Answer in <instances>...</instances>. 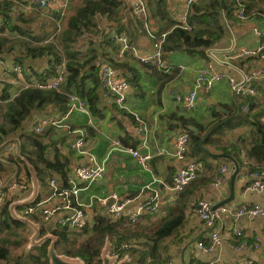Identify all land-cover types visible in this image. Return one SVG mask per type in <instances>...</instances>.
Here are the masks:
<instances>
[{
	"label": "crops",
	"instance_id": "0c3cea01",
	"mask_svg": "<svg viewBox=\"0 0 264 264\" xmlns=\"http://www.w3.org/2000/svg\"><path fill=\"white\" fill-rule=\"evenodd\" d=\"M7 1H11L8 7H6ZM66 1H68V7L65 14L62 15L60 8H45L32 0H0L2 4H0V24L4 27L0 36L15 41L23 39L34 45L54 42L59 50L63 51L59 42L60 34L68 27L70 18L76 15L78 9L84 4V0ZM236 1L245 6L248 5L251 13L257 12V15L241 20L237 14H234L227 19L226 32L219 41V45L214 48L223 63L214 62V64L217 69L228 72L237 80H241L244 74H251L264 66V60L258 56L243 57L237 55L242 48L253 49L260 44L261 40L255 34L254 28L264 32V0ZM146 2L148 13L142 16L132 13L130 0H122L119 14H113V16L96 15L94 17L95 27H91V31L83 32L82 37L77 40L76 47L83 51L88 47L89 40L98 34H102L103 31L113 35L118 30H122L140 54L152 53L154 51V39L149 36L147 29L145 30L146 24L158 33L164 30H172L175 24L170 23L169 19L176 23L177 17L184 10L185 0H167L168 7L164 19L168 21L162 20L160 16L152 17L154 9L150 7L148 0ZM145 18L149 20L145 22L144 27L141 21L144 22ZM12 26L16 28L13 29ZM23 30L28 33H23ZM31 35H34L37 41ZM85 36H88L87 40L84 39ZM9 45L10 43L7 46ZM207 52L206 54L188 53L182 49L171 52L163 51V58L165 55L164 61L166 63L176 65V67L182 66V68H176L179 69L178 72L171 71L163 74H159L150 66L140 63L135 54L130 52L122 60V63L135 69L136 75L135 83L128 81L130 89L127 95V105L137 114L138 118L132 113L120 109L115 98L104 97L100 87L97 89L99 92L98 102L92 108L89 107L90 114L75 112L67 120L68 125L86 130L88 148L106 165L103 178L90 185L84 182L81 184L83 190L80 193V202L86 206L84 225L87 223L92 225L97 215L111 216L108 209L109 205H104L98 200L101 197H109L115 194L133 199V202L125 208L124 214L120 217L123 221H129V213L139 203L147 200L155 191H158L162 198V204L157 212H146L135 224L128 222L125 225L124 228L131 234H135L133 238L129 239L128 243L131 244L129 249L122 251L121 254L117 253L113 243L107 241L108 253L110 255L117 254V263L145 264L147 261H151L152 264H160L173 260L176 264H192L193 262L264 264V217L237 215L236 213L237 208L246 203H259L264 206V190L261 192L246 190L247 185L254 180L251 172L264 173V157L261 162L254 161L263 169H250L251 161L245 157L243 150L238 154L241 162L228 154L238 162L240 170L235 180L234 199L223 205L229 207L231 212L224 214L214 226V230L221 235V242L211 251H205L198 246L200 241L210 245L209 234L211 229L194 213V205L199 199H205L211 202L214 207L231 197V177L234 164L231 158L213 157L207 153L206 150L212 153L225 152L218 151L214 146H204L205 139L218 125L225 121L230 119L243 121L239 115H250L248 117L252 123L254 120L264 123V84L255 77L250 80V85L255 90L253 95L238 94L230 88L226 80H223L209 92L200 91L197 107L194 111H187L182 103L177 100L176 95L186 94L192 90L198 70L214 61L209 51ZM226 54L231 55L227 61L224 60ZM50 58H52L51 54L31 58L27 56L25 48L19 45H15L11 52L0 53V60H3L8 67L18 61L24 63L28 68L32 69L33 67L39 71L48 66ZM65 61L66 58L64 57L62 63ZM173 74L175 75L171 79L166 76ZM91 86L92 83L90 82L88 87ZM23 88L22 82L17 80L15 74L8 73L7 79L0 81V104L6 103L2 100V96L9 93L14 97ZM248 98H250L249 101ZM201 107L202 111H200ZM52 113L63 112L60 108L49 105L44 112L33 113L27 122V130L34 131L36 120L42 115ZM182 118H193L204 128L202 135L205 137L201 144L209 157L198 162H201L199 177L204 182L202 184L192 182L183 191L175 192L171 190L170 185L176 171L181 166L196 161V158L192 152H189L184 159L179 160L170 155L159 154V150L173 149V142L177 134L183 131ZM141 121L148 128L146 136L143 138L139 132ZM193 126L198 128L197 132L200 131L197 125ZM252 128L250 123L241 124L234 129L226 128L219 134H215L214 138L222 142L235 143L242 135L249 137ZM54 130L55 133L51 137L57 142V145L51 148L48 157L52 161H55L57 155L61 158H68L69 168L66 177L60 173L52 172L44 178H39L36 172H29L27 162H18L17 165L7 162L3 169H0L1 189L6 194L4 206L9 204L11 215L19 222L16 223L13 219H8L2 215L1 211L0 248L4 249V253L0 256V264H17L16 260L20 256L26 257L30 253L40 254L41 244L46 240L44 238L52 234L47 232L41 236L42 229L62 225L59 220L70 215L69 210L63 211L48 221L42 218L41 212L23 215V210L27 204L34 201L43 202L51 196L52 179H56L60 185H69V177L74 173L75 166L83 161V157L73 149L74 136L67 134L66 127L54 128ZM112 138H118L125 144L138 148L143 153L150 151L153 154L150 168H143L138 160L128 153L111 150L110 140ZM144 138H146L145 141ZM19 148L18 139L12 138V143L4 146L1 152L4 156L15 155L18 154ZM223 166L230 168L231 172L224 184L215 186L213 182ZM10 167H12V171H10ZM15 178L27 182L28 188H11L8 183ZM56 202L58 203L59 200L53 198L44 202L43 206H49ZM179 219L181 223L171 235L167 237L156 235L167 222ZM238 227H243V235L240 238L233 235V230ZM13 236L16 237V241H12ZM83 238L80 237L79 240ZM241 240L247 241L252 247L241 250L234 248L233 244ZM256 243L259 244L258 248L254 246ZM26 246L30 247V250H27Z\"/></svg>",
	"mask_w": 264,
	"mask_h": 264
},
{
	"label": "trees",
	"instance_id": "16d2710c",
	"mask_svg": "<svg viewBox=\"0 0 264 264\" xmlns=\"http://www.w3.org/2000/svg\"><path fill=\"white\" fill-rule=\"evenodd\" d=\"M148 1L150 7L154 9L152 17L155 18V16H160L162 20H166L164 18L167 13V0ZM199 1L200 2L192 6L189 13V20L193 25L192 30L188 31L178 27L176 26L178 23L177 21L175 23L172 19H169V22L175 24V26L170 31L164 30L168 32L165 41L162 43V50L164 52L182 49L188 53L199 52L206 54L208 53L207 51L219 45V41L226 32L227 19L234 14L236 15L237 10L244 7L247 14L250 15V18L257 15V12L255 14L251 13L248 5L245 6L242 3H238L236 0ZM6 3V7H8L11 1H7ZM121 5L122 0H84V4L78 9L76 15L70 18L68 27L60 34L59 42L63 47V51H60L54 42L34 45L23 39L15 41L8 37L0 36V53L11 52L13 48H15V45H19L25 48L27 56L31 58L52 55V58L48 61V66L40 71L33 67L32 69L28 68L22 62L15 61L14 64H20L22 66L26 78L30 81L34 79L45 80L53 78L56 76L57 69L63 62L64 57L66 58L65 81L61 84L59 90L29 87L21 89L14 97L9 93L2 96V100L6 101V103L0 104V169H3L4 164L7 162L16 165L18 162H27L29 172H36L39 178H44L48 173L52 172L60 173L63 177H66L69 168L68 158H61L57 155L55 161H52L48 157L51 148L57 145V142L51 137L53 133H55L54 128H49L43 133H36L33 130H27V122L32 117L33 113L44 112L49 105L60 108L63 113L66 112L69 108L68 104L71 94H77L86 99L88 106L90 102L89 107L92 108L99 99V92L97 90L101 87L99 71L101 65L104 63L111 64L115 68L121 70L122 72L120 73H122L128 81L135 83V69L122 63L123 59L118 60L115 58V54L120 48L116 34H125L122 30H118L117 33L113 35L103 31L102 34H98V36L91 39L89 38V45L83 51L76 47L77 40L82 37L83 32L91 31V29L95 27L94 17L96 15L113 16V14H119ZM147 20L145 18L144 22L143 20L141 21L144 27ZM12 28L15 29L16 27L12 26ZM2 29H4V27L0 25V32ZM22 32L28 33L26 30ZM31 36L36 40L34 35ZM85 38L87 40L88 36H85L84 39ZM8 43H10L9 46H7ZM130 44L132 47L136 48L131 41ZM136 58L140 63L150 66L159 74L168 73L162 71L157 64L143 62L137 56ZM170 65L172 72H178L179 69L176 68H181L180 65L179 67L172 64ZM174 75L175 74L166 76L168 79H171ZM90 82L92 86L88 87ZM6 86L10 87L9 85ZM249 100L250 98H248V101ZM248 116L239 115V117L243 119L241 122L230 119L221 123L205 139L203 145L214 146L218 151L230 154L236 157L240 162L241 160L238 154L243 150L245 157L251 161L250 169L261 170L263 167L258 166L254 161L261 162L264 157V123L259 120H254V123H252ZM181 123L183 130H186L190 135L188 153L192 152L193 156L196 158V162L206 160L209 156L204 151L201 144L202 139L205 137V135H202L204 128L193 118H182ZM245 123H250L253 126L249 137L242 135L235 143L222 142L214 138L215 134H219L226 128L234 129ZM189 125H197L200 131L194 132L188 129ZM65 126L67 134L73 137L70 129H76L77 127L68 125L67 122L64 123L63 127ZM12 138L18 139L20 145L19 152L15 155L11 154L4 156L1 150L4 146L12 143ZM199 179L200 177L193 182L202 184L204 182L203 179ZM35 202L37 201L32 203ZM9 207V204L4 206L2 215L19 223L18 220L16 221L14 216L11 215ZM121 219L122 218L114 219L108 215H97L92 225L87 223L80 228H71L68 225L63 226L59 224L54 228L42 229L41 236L45 235L47 232L55 235L57 239L56 248L59 254L72 258H79L86 264H100L102 262V251L107 241H111L115 251L121 254L122 251L126 250L122 247L123 244L125 242L128 243L129 239L135 236V234H131V232L124 228L128 222L130 223V220L123 221ZM1 221L0 219V228H2ZM180 223V219L170 220L156 235L158 237H167L175 231ZM80 237L84 238L79 240ZM49 243L50 239H46L41 244L40 254L30 253L26 257L20 256L16 260L17 264H51L47 254ZM3 253L4 249L0 248V256L3 255Z\"/></svg>",
	"mask_w": 264,
	"mask_h": 264
},
{
	"label": "built area",
	"instance_id": "2783aa9c",
	"mask_svg": "<svg viewBox=\"0 0 264 264\" xmlns=\"http://www.w3.org/2000/svg\"><path fill=\"white\" fill-rule=\"evenodd\" d=\"M34 3L39 4L42 7H58L60 8L62 15L65 14L68 7V1L66 0H32ZM199 0H185L184 10L177 17V25L185 30H192L193 25L189 20V13L192 6L198 3ZM130 6L133 14L142 16L148 13V5L146 0H130ZM237 17L241 20L250 18L244 7L237 10ZM147 33L151 38L154 39L153 48L154 51L150 54H140L138 50L131 46L129 38L126 34H116V38L119 42L120 48L115 54V58L120 60L123 59L126 54L134 53L139 59L146 63L157 64L158 67L164 71H171V65L166 63L163 58L162 43L165 41L168 32H156L154 28L146 24ZM254 32L257 37L261 40L258 47L253 49L242 48L239 51L238 56H258L264 60V32L258 28H254ZM232 51V50H229ZM212 56V62L205 65L203 68L198 70L195 84L188 93L178 94L176 98L182 103L183 107L187 111H194L197 107L198 97L200 91L209 92L215 85L226 80L230 88L242 95H253L255 94L254 88L250 85L251 78H257L264 84V66L256 69L251 74H244L241 80H237L233 75L223 70L217 69L214 62L223 63L217 55L216 49L209 51ZM231 55L226 54L224 60L227 61ZM182 68V66H180ZM15 74L17 80L19 79L24 88L37 87L41 89H56L59 90L61 84L65 81L66 66L62 63L58 69L57 74L53 78L45 80H28L24 74V70L20 64H13L8 67L3 60H0V81L7 79V74ZM100 79L101 89L104 97H113L119 108L132 113L137 117L130 107L127 105V95L130 89V83L128 80L111 64L104 63L100 67ZM69 108L64 113L59 114H45L40 116L34 125V131L36 133H43L49 128H60L64 126V123L70 118L75 112H81L90 114V109L86 99L80 97L77 94H71L69 97ZM138 118V117H137ZM66 127V126H65ZM148 128L147 125L141 121L139 132L142 138L146 136ZM70 132L74 136L73 149L78 155L83 157V161L75 166L74 173L69 177V185H60L56 179L51 180L52 194L51 196L43 201L28 204L24 210L23 215L27 216L36 212H41V216L45 221L54 218L63 211H70V215L61 218L59 222L62 225H68L71 228H80L84 226L86 216V206L80 202V193L83 190L81 184L84 182L87 185L94 183L95 181L104 177L106 172V165L104 161L98 159V157L90 151L87 142V132L83 128L70 129ZM146 138H144L145 141ZM111 150H117L132 155L138 160L140 165L145 168H150V161L153 154L148 152H141L138 148L125 144L118 138H112ZM190 135L186 130H183L177 134L174 142L173 149L166 150L160 149L159 154H166L182 160L186 157L189 151ZM201 164L196 161H191L184 166H181L173 176V181L170 185L171 190L175 192L183 191L191 182L200 176ZM231 172V169L227 166H223L220 173L216 176L213 184L215 186H221L224 184ZM251 176L254 180L249 183L246 190L261 192L264 190V173L254 171L251 172ZM8 185L13 188L27 189L28 183L20 181L17 178L12 179ZM0 184V214L5 204V191ZM56 198L59 202L51 204L49 206H43V203ZM104 205H109V213L113 218H120L125 208L133 202L131 197H121L118 195H112L109 197H101L98 199ZM111 202V203H110ZM162 204V198L158 191H155L147 200L139 203L128 215L131 223H136L141 216L146 212H157ZM231 212V209L227 206H222L217 209H213L211 202L205 199H199L194 205V213L199 216L204 224L211 229L209 237L211 239L210 245H206L203 241L198 242V246L205 251H211L213 247L221 242V235L218 231L214 230L216 222L223 217L224 214ZM237 215H251V216H262L264 217V206L259 203H246L239 206L236 210ZM233 235L236 238H240L243 235V227H238L233 230ZM234 248L241 250L252 247L247 241L241 240L233 244ZM255 248L259 247V244L254 245ZM124 249L131 247L130 243H124L122 246ZM117 256V254H114ZM118 257V256H117ZM251 262H248L250 264ZM145 264H152L151 261H147ZM160 264H176L173 260H168ZM192 264H213V263H201L193 262Z\"/></svg>",
	"mask_w": 264,
	"mask_h": 264
},
{
	"label": "water",
	"instance_id": "95a60500",
	"mask_svg": "<svg viewBox=\"0 0 264 264\" xmlns=\"http://www.w3.org/2000/svg\"><path fill=\"white\" fill-rule=\"evenodd\" d=\"M188 129L193 130L195 132L198 131V128L196 126H188ZM207 153L211 154L213 157H227V158H231L233 160V173H232V177H231V183H232V191H231V197L224 200V202H221L219 204H216L213 209H217L229 202H231L234 199V186H235V180L236 177L239 173L240 170V166L238 164V162L233 159L230 155L225 154V153H212L208 150H206ZM111 203V202H110ZM44 239H50V245L48 246L47 249V254L48 257L50 259V263L51 264H86L85 262H83L82 260H80L79 258H72V257H68L62 254H59L56 248V243H57V239L55 235H47ZM109 250V246H106L103 251H102V255H101V260L102 262L100 264H123V262H116L117 256L115 255H110L108 253Z\"/></svg>",
	"mask_w": 264,
	"mask_h": 264
},
{
	"label": "rangeland",
	"instance_id": "374dc122",
	"mask_svg": "<svg viewBox=\"0 0 264 264\" xmlns=\"http://www.w3.org/2000/svg\"><path fill=\"white\" fill-rule=\"evenodd\" d=\"M0 25H2V24H0ZM200 111H202V107L200 108ZM10 169H11L10 171H12V167H10ZM12 241H16V237L13 236V237H12ZM26 249H27V250H30V247L26 246ZM19 250H20V249H19ZM14 253H15V250H14Z\"/></svg>",
	"mask_w": 264,
	"mask_h": 264
}]
</instances>
